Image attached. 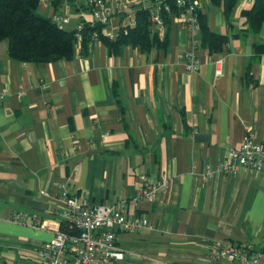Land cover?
I'll return each instance as SVG.
<instances>
[{
  "label": "crops",
  "instance_id": "1",
  "mask_svg": "<svg viewBox=\"0 0 264 264\" xmlns=\"http://www.w3.org/2000/svg\"><path fill=\"white\" fill-rule=\"evenodd\" d=\"M159 1H110L104 33L117 34ZM253 1L227 13L199 0L210 28L227 36L220 52L201 45L181 9L160 30L165 43L149 51L126 44L113 53L97 39L86 54L76 42L73 58L34 63L13 59L0 41V264H41L38 250L63 222L62 184L149 219L116 232L120 264H237L212 260L220 239L264 250V171L207 173L246 133L264 138V54L254 47L264 44V24L254 35L242 17ZM38 11L67 17L70 30L94 21L89 0H41ZM188 50L199 71L187 69ZM143 175L168 179V190L137 199ZM16 212L24 214L18 221Z\"/></svg>",
  "mask_w": 264,
  "mask_h": 264
},
{
  "label": "built area",
  "instance_id": "2",
  "mask_svg": "<svg viewBox=\"0 0 264 264\" xmlns=\"http://www.w3.org/2000/svg\"><path fill=\"white\" fill-rule=\"evenodd\" d=\"M110 1L120 0H89L94 21L106 24L114 8ZM144 1V0H140ZM179 9L187 14L186 23L193 33L199 30L195 11L199 7V0H175ZM170 11L169 5L161 6V2L151 9L155 26L163 25L160 9ZM53 20L59 24L68 22L67 17L55 15ZM136 20H130L128 26H134ZM84 23L77 27L76 40L80 44L83 40L81 30ZM127 30H125L126 33ZM115 39L116 34H108ZM97 40V32L92 35ZM186 67L189 71H199L200 60L194 50L184 54ZM217 73H220L217 70ZM20 95L22 92L19 93ZM4 94L0 92V100ZM246 169L264 171V138L257 139L253 133L245 134L241 145L232 148L227 156L216 167L208 170V178L218 170L221 172L237 173ZM139 188L138 198L154 201L158 195L169 188V180L163 178L152 183L145 181ZM60 199L64 204L63 222L53 237L46 241L38 250L41 264H120L124 259V252L116 244V232L135 231L150 226L151 222L145 217H128L122 208L115 205L98 204L85 197H78L68 193L64 184L61 185ZM24 216L13 213V220L18 221ZM35 225L45 228L44 222L35 217ZM64 227V228H63ZM211 257L214 262L228 260L237 264H264V250H258L252 243H232L230 240L220 239L212 242Z\"/></svg>",
  "mask_w": 264,
  "mask_h": 264
},
{
  "label": "trees",
  "instance_id": "3",
  "mask_svg": "<svg viewBox=\"0 0 264 264\" xmlns=\"http://www.w3.org/2000/svg\"><path fill=\"white\" fill-rule=\"evenodd\" d=\"M41 0H0V41H8L9 55L20 62L45 63L58 59H71L76 54L75 44L77 30H70L55 20L42 15L39 11ZM238 0H213L216 4H224L229 13ZM161 6L169 5L170 11L160 9L163 25L155 26L151 9L139 8L135 14L134 26H123L115 39L104 33L105 24L99 22L84 23L81 30V54H86L91 43L92 35L97 32L98 39L106 42L113 53L119 52L126 44L139 46L145 51L162 46L165 41L159 36L160 30L169 26L170 12L176 11L175 0H161ZM199 26L201 45L211 52L223 49L227 36L212 30L206 14L195 11ZM247 31L259 35L264 24V0H254L252 5L242 11ZM125 30L126 33H125ZM255 50L264 54V44L256 43ZM64 228V227H63Z\"/></svg>",
  "mask_w": 264,
  "mask_h": 264
}]
</instances>
